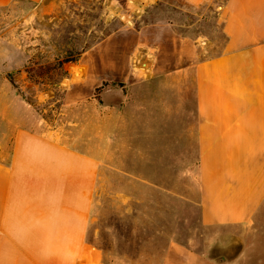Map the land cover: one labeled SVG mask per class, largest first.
Segmentation results:
<instances>
[{"label":"crops","instance_id":"1","mask_svg":"<svg viewBox=\"0 0 264 264\" xmlns=\"http://www.w3.org/2000/svg\"><path fill=\"white\" fill-rule=\"evenodd\" d=\"M16 1L40 0H0V8ZM180 1L197 8L215 0ZM218 7L219 52L200 60L190 39L172 36L174 66L149 68L163 79L158 95L136 104L141 111H128L126 167L112 151L104 154L101 142L91 151L52 132H13L8 160L0 162V264H99L87 237L107 170L124 172L127 186L143 194L160 189L194 205L203 229L220 228L218 239L255 219L264 203V0H221ZM151 51L143 54L150 65ZM146 123L157 125L153 138ZM148 154L159 162L148 163ZM131 156L143 163H132ZM135 194L129 197L138 202ZM215 241L203 249L170 242L158 264H246L238 242L213 247Z\"/></svg>","mask_w":264,"mask_h":264},{"label":"rangeland","instance_id":"2","mask_svg":"<svg viewBox=\"0 0 264 264\" xmlns=\"http://www.w3.org/2000/svg\"><path fill=\"white\" fill-rule=\"evenodd\" d=\"M220 1L197 8L180 0L142 5L40 0L1 7L0 162L8 160L13 132L25 129L52 132L69 145L91 151L95 141L101 142L99 149L112 151L115 162L126 167L128 111H141L136 104L158 95L156 86L163 79L149 68L174 66L172 36L190 39L200 60L219 52L224 40ZM148 49L152 65L143 58ZM104 71L110 74H100ZM145 125L153 138L157 125ZM137 127L145 128L142 123ZM146 157L148 163L159 162L158 156ZM130 160L143 163L137 156ZM101 190L102 204L93 213L87 237L88 247L98 250L99 264H158L170 242L203 249L214 237L213 247L238 242L246 264H264V203L247 228L218 239L220 228L203 229L194 205L180 204L160 189L143 194V189L127 186L122 171L107 170ZM133 191L138 202L129 197Z\"/></svg>","mask_w":264,"mask_h":264}]
</instances>
